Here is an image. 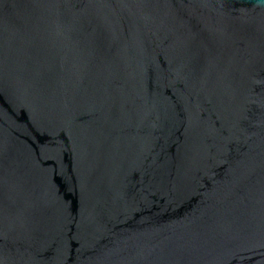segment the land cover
Here are the masks:
<instances>
[{"label": "water", "instance_id": "1", "mask_svg": "<svg viewBox=\"0 0 264 264\" xmlns=\"http://www.w3.org/2000/svg\"><path fill=\"white\" fill-rule=\"evenodd\" d=\"M0 264H264V0H0Z\"/></svg>", "mask_w": 264, "mask_h": 264}]
</instances>
